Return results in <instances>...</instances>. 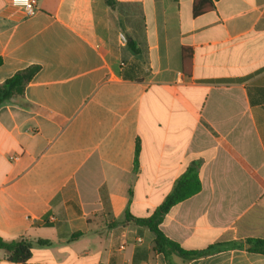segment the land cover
<instances>
[{"label":"crops","instance_id":"obj_1","mask_svg":"<svg viewBox=\"0 0 264 264\" xmlns=\"http://www.w3.org/2000/svg\"><path fill=\"white\" fill-rule=\"evenodd\" d=\"M37 1L0 0V84L38 67L0 107V238L52 245L0 264H168L126 212L152 215L195 161L201 191L160 228L236 245L171 264H264V0Z\"/></svg>","mask_w":264,"mask_h":264},{"label":"trees","instance_id":"obj_2","mask_svg":"<svg viewBox=\"0 0 264 264\" xmlns=\"http://www.w3.org/2000/svg\"><path fill=\"white\" fill-rule=\"evenodd\" d=\"M107 3L111 7L118 6L120 9L125 7L124 4L119 3L117 0H107ZM212 8V0H196L194 5V15L198 16ZM128 45L130 48L134 49V51H137V43L133 38L130 37L128 39ZM192 56L193 52L190 49L185 47L182 49V68L185 74H190ZM37 72L38 67H29L18 71L11 78L0 84V107L14 98L23 97L26 87L32 81ZM200 167L201 163L199 161L193 162L187 171L176 181L172 192L166 197L164 202L155 209L152 215L144 218H138L132 216L129 211L126 212L127 221L138 226L146 227L155 235L154 250L163 254L168 264L172 263L171 258L173 256H178L182 258L184 262H187L215 253L221 249L234 247L236 245L227 243L210 246L204 250H186L178 243L168 238L160 228V225L164 222L166 215L174 206L201 191L202 186L199 177ZM78 236H80V234L74 235V238ZM248 242L252 245L253 251L264 254V241L249 240ZM35 245L48 247L52 245V242L50 240L43 239H39L36 242H32L27 239L4 241L0 238V249H4L9 252V259L14 263L27 262L32 256V249Z\"/></svg>","mask_w":264,"mask_h":264},{"label":"built area","instance_id":"obj_3","mask_svg":"<svg viewBox=\"0 0 264 264\" xmlns=\"http://www.w3.org/2000/svg\"><path fill=\"white\" fill-rule=\"evenodd\" d=\"M12 4L15 7L21 8L27 16H31L34 14L35 10L38 6L37 0H12ZM123 41H126V38L124 35L121 36ZM125 244L121 245L119 249H124Z\"/></svg>","mask_w":264,"mask_h":264}]
</instances>
